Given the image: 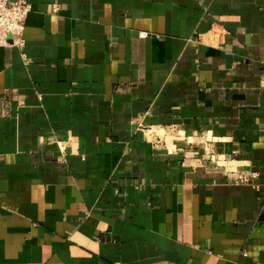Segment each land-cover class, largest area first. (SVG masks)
I'll use <instances>...</instances> for the list:
<instances>
[{
	"label": "crops",
	"instance_id": "obj_1",
	"mask_svg": "<svg viewBox=\"0 0 264 264\" xmlns=\"http://www.w3.org/2000/svg\"><path fill=\"white\" fill-rule=\"evenodd\" d=\"M27 1L0 264H264V0Z\"/></svg>",
	"mask_w": 264,
	"mask_h": 264
},
{
	"label": "built area",
	"instance_id": "obj_2",
	"mask_svg": "<svg viewBox=\"0 0 264 264\" xmlns=\"http://www.w3.org/2000/svg\"><path fill=\"white\" fill-rule=\"evenodd\" d=\"M31 12L27 0H0V46H10V38L21 45L26 21ZM141 33V36H146Z\"/></svg>",
	"mask_w": 264,
	"mask_h": 264
}]
</instances>
